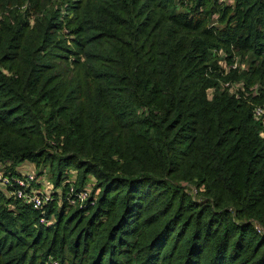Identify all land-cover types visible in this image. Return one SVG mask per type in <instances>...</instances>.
<instances>
[{"label":"trees","instance_id":"16d2710c","mask_svg":"<svg viewBox=\"0 0 264 264\" xmlns=\"http://www.w3.org/2000/svg\"><path fill=\"white\" fill-rule=\"evenodd\" d=\"M256 107L264 0H0V162L54 195L0 190V264H264Z\"/></svg>","mask_w":264,"mask_h":264},{"label":"built area","instance_id":"2783aa9c","mask_svg":"<svg viewBox=\"0 0 264 264\" xmlns=\"http://www.w3.org/2000/svg\"><path fill=\"white\" fill-rule=\"evenodd\" d=\"M219 2H226L229 0H218ZM236 64L233 66L235 67ZM254 115L257 119L262 121L264 126V109L256 107ZM17 172L7 171L5 166L0 162V190L3 195L9 199L22 200L29 204L32 209L40 213L39 222L47 226L51 223L54 215H48L46 211L47 205L54 199L53 188L49 191L39 189L37 187L38 177L35 171L36 166L34 162L25 161L16 167ZM67 179L63 182L67 186V191L61 193L63 199L68 206H77L79 208H86L89 204H93L91 191V184L87 183L81 188H76L72 183V177L68 174ZM258 231H261L257 228ZM53 264H59L56 260H52Z\"/></svg>","mask_w":264,"mask_h":264},{"label":"crops","instance_id":"0c3cea01","mask_svg":"<svg viewBox=\"0 0 264 264\" xmlns=\"http://www.w3.org/2000/svg\"><path fill=\"white\" fill-rule=\"evenodd\" d=\"M37 177H38V183H37V187L39 189H52V184H51V181H49L48 177H46L45 175H38L37 174ZM44 187V188H43Z\"/></svg>","mask_w":264,"mask_h":264},{"label":"rangeland","instance_id":"374dc122","mask_svg":"<svg viewBox=\"0 0 264 264\" xmlns=\"http://www.w3.org/2000/svg\"><path fill=\"white\" fill-rule=\"evenodd\" d=\"M38 166H37V168L35 169V171H36V173H37V171H38ZM44 188V187H43ZM45 189V188H44ZM46 191H49L48 189H45ZM60 198V197H59Z\"/></svg>","mask_w":264,"mask_h":264}]
</instances>
